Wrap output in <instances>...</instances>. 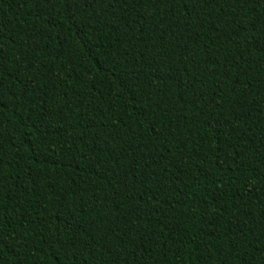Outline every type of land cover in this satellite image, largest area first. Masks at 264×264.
Listing matches in <instances>:
<instances>
[{
    "label": "trees",
    "instance_id": "16d2710c",
    "mask_svg": "<svg viewBox=\"0 0 264 264\" xmlns=\"http://www.w3.org/2000/svg\"><path fill=\"white\" fill-rule=\"evenodd\" d=\"M30 7L0 0V16L10 21L5 67L13 72L5 73L0 108L3 264H71L72 259H88V264H216L211 240L217 234L227 240V228L243 225L245 215L253 245L241 246L239 261L231 264H264V252L258 250L264 249V53L259 50L264 38L257 43L251 28V35L233 32L236 44L227 42L225 50V40L201 39L208 46L195 56L199 69L193 64L187 71L171 70L169 76V66L161 62L163 78L154 79L151 57L159 49L152 45L160 42L163 25L155 26L150 6L147 19L131 0H112L102 13L99 6L69 12L54 3L43 19ZM254 12L264 16V6L256 5ZM177 31L167 34L164 43L174 41ZM11 39L25 53H32L33 39L39 40L40 51L25 63ZM187 47L194 52L191 40ZM241 53L244 59L237 64ZM210 56L219 63L210 62ZM113 65L116 75L105 71ZM177 66L173 63L171 69ZM218 76L224 80L220 96L237 101L225 111L227 120L213 129L202 124L197 131L193 124L202 119L197 113L184 119L172 112V121L180 119V143L174 139L165 148L149 124L159 111L154 112L157 96L162 108L170 107L177 104L182 82L191 95L189 81L195 84L194 78H200L211 90ZM26 86L27 96L21 93ZM17 96L22 103H16ZM132 169H138L135 176L126 175ZM81 204L87 205L83 211ZM58 212L60 219L55 218ZM76 219L82 239L97 226L105 234L104 240L97 236L95 259L88 252L80 256L79 248L77 257H65L45 243L49 226L64 235ZM133 224L140 231H129ZM217 227L219 233L214 232ZM201 230L214 259H198L201 253L192 241L201 242Z\"/></svg>",
    "mask_w": 264,
    "mask_h": 264
},
{
    "label": "snow or ice",
    "instance_id": "6c2138e0",
    "mask_svg": "<svg viewBox=\"0 0 264 264\" xmlns=\"http://www.w3.org/2000/svg\"><path fill=\"white\" fill-rule=\"evenodd\" d=\"M8 2L15 3L18 7L22 5L27 8L28 5H31L28 11L32 12L34 16L40 19H43L44 11L50 8L54 3H60L62 8L69 12L72 8H80L82 6L92 8L95 11V6H99L101 13L105 11V5L110 6L112 4V0H8ZM117 2L127 3L128 0H117ZM131 2L136 6L134 10L144 9L145 19L149 17L148 7L150 6L153 9L151 19L155 22V26L158 27L159 25H163V27H159L160 42L152 45V47L159 49L158 55L151 57V62L156 64V67L153 68L151 73L154 79L163 78L159 74L161 62L169 66V76L171 75V70L180 72L183 69L187 71L193 64L199 69L200 64L195 62V56L200 55L203 48L208 46L207 44L202 46L200 43L201 39H205L206 41L225 40L226 43L221 45V50H225L227 42H231L234 45L236 44L235 39L232 38L233 32L236 36H240L241 31L247 35H251L252 33L249 31V28H251L255 32L257 43L260 42L261 38H264L262 37V34H264V16H256L254 12L256 5L260 4L264 6V0H131ZM186 9L187 11H185ZM233 9H235V11H233ZM31 19L32 17L30 16L29 20ZM8 23H10V21H6L3 16H0V108L4 107L3 89L5 73L13 75V72L5 67V61L10 59L6 54L4 44V41L8 39L5 33ZM45 23H48V21H45ZM257 24L260 26L259 30H257ZM206 26L213 29L212 34H209ZM174 29H179V31L176 32V39L165 44L164 40L167 38V34L171 33ZM228 29H232V32H229ZM247 35L244 39L247 38ZM187 40H191L194 46V52L190 51L187 47ZM40 42L39 40L33 39L34 46L32 48V53L40 51ZM9 43L16 46L22 61L27 63L32 60V53L19 51L22 45L15 39H11ZM177 49H181V51L177 52ZM259 50L264 53V45H261ZM236 51H240L239 46L236 47ZM245 51H248V49H245ZM181 56L185 57L188 63L185 62V59H180ZM234 59L237 58L234 57ZM243 59L244 57L241 53L237 59V64ZM209 60L216 64L219 63L218 58L215 57L210 56ZM176 62H178V66L175 69H171L172 64ZM245 63L247 64L248 61H245ZM114 67L113 65L106 68L105 71L110 72L112 75H116L113 71ZM149 67H151V63H149ZM139 68V61H137V63L133 65L134 76ZM23 70L27 71V68L25 67ZM139 78V76H136V79ZM194 79L196 81L195 84L190 81L188 82L191 88V95H188V93L184 91V83H181V92L177 97V104L162 108L159 103L162 97L159 95L157 96L154 112L157 110L159 111L149 121V124L150 130L155 133L156 140L163 138V146L165 148L168 144L172 143L174 139L177 144L180 143V140L176 136V133L180 132L181 128L180 119L177 117L175 121H172L170 116L172 112L178 111L184 119H188V113L194 111L199 117H202V119L197 120L193 124V127L197 131L202 124L206 125L209 129H213L220 123L221 119L227 120L224 114L225 111L228 110V106H234L237 103L235 99L229 98L227 94L220 96V92L223 91L221 84H224V80L221 77L218 76L216 78V84L211 90H208L207 83H202L200 78ZM227 79L232 80L233 83L237 82L235 78L230 76L227 77ZM196 84H200V89L196 88ZM224 86L227 87L226 84ZM229 90L236 92L235 88ZM31 91H35V89H31ZM21 93L27 96V86L25 89L21 90ZM12 94L15 95V93ZM236 94L239 95V93ZM249 95H251V93H249ZM180 101L183 103L180 104ZM244 102L246 103L247 101L245 100ZM16 103H22L18 96L16 97ZM157 124L160 125L159 129L156 127ZM0 136H3L2 125H0ZM185 139L187 140L189 138L186 137ZM191 139L192 142H195V138ZM64 143H68V141L65 140ZM0 149H2V143H0ZM141 150H143V146H141ZM2 162V155H0V163ZM137 170L138 169H132L127 172L126 175L135 176ZM125 191L130 192V188H126ZM0 196H2V194H0ZM73 207H75V205H73ZM86 207L87 205L81 204L79 210L83 211ZM261 211L264 212V209ZM137 215L139 214L137 213ZM55 218L60 219L59 212ZM233 219H236V217L233 216ZM253 222H255V218H253ZM262 222H264V217H262ZM219 223L220 221L217 219L216 224L219 225ZM247 223V215H245V222L243 225L237 223L227 228L228 233H230L227 240L223 239L219 234L216 235L215 239L211 240L210 243L216 250V256L219 257L216 260V264H231V261L238 262L241 255V246L252 247L253 241L248 238L249 235L252 234V229L247 227ZM225 227L227 226L225 225ZM81 228L82 225L78 219H76L74 223H70L64 235L59 234V228L54 231L52 226H49L47 231L50 237L45 243L53 250V253H58L62 250V254L65 257H77L78 253L76 249L79 248L80 256H84L85 252H88L92 258L95 259L94 246L99 247L97 236H99L101 240H104L106 238L105 234H102L100 228L97 226L95 228H90L87 231V238L82 239ZM133 230L140 231V228L133 224V226L129 228V231ZM221 230L222 229L217 227L214 229V232L219 233ZM260 231L261 236L264 237V229ZM93 232H95L96 235H93ZM65 235L67 239H65ZM204 235H206V233L201 230V242L194 240L192 243L196 244V248L201 253L198 259L207 261L214 259V257L211 253H208V242L202 240ZM148 243H151V237H149ZM3 247V239H0V251H2ZM258 250L264 252V249ZM205 253H208V255L205 256ZM0 264H3L2 255H0ZM17 264H25V261H18ZM71 264H88V259H84L83 261L72 259Z\"/></svg>",
    "mask_w": 264,
    "mask_h": 264
}]
</instances>
